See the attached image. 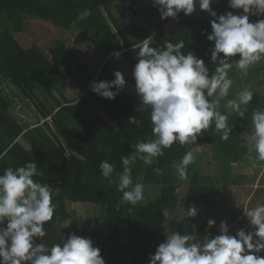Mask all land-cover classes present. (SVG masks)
<instances>
[{"label":"trees","instance_id":"trees-1","mask_svg":"<svg viewBox=\"0 0 264 264\" xmlns=\"http://www.w3.org/2000/svg\"><path fill=\"white\" fill-rule=\"evenodd\" d=\"M109 1L120 3L118 17ZM195 7L189 16L181 12L172 18L177 34L171 39L173 30L166 27L170 21L161 19L153 0H0V82H7L21 95L32 112L29 118L33 119L19 121L11 114L13 100L0 91V153L5 154L0 160V173L5 168L15 169L34 161L43 173L34 179L56 189L53 219L45 225L47 235L42 241L37 239V243L51 247L60 243L62 237L67 239L61 225L69 222L67 234L93 240L105 264H149L150 255L164 242L172 222L170 216L162 212L177 214L181 194L185 198L184 205L195 206L199 218L205 215L200 218L203 236L218 235L221 221L230 228L239 217L241 208L226 218L221 213L226 207L216 210L214 198L225 196L228 190L226 182L218 184L216 178L231 173L233 163L251 167L246 159L247 148L241 144V133L249 129L253 109L264 108V79L261 78L264 62L250 68L248 77L243 80L235 69L230 73L234 83L229 98L242 86H248L254 74L260 76L257 81L260 91L253 89L254 96L244 118L235 113L229 116L233 127L229 139L222 140L214 125L197 139V145L212 147L214 151L213 159L218 165L209 166L212 172L203 170L206 166L197 145L174 143L152 166L136 161L132 168L133 182L142 183L145 192L143 201L131 206L119 204L122 194L116 190L115 183L109 184L103 179L99 169L100 162L108 160L116 164V172L122 171L120 157L133 154L132 146L151 135V123L149 111L137 99L136 92L130 94L123 88L114 99L108 100L94 94L91 83L110 82L115 78L109 60L114 53L123 52L129 66L134 68L138 60L133 55L138 50H134L133 45L150 36L153 47L183 39L185 49L182 51H191L204 60L211 74L215 68L210 60L214 43L208 41L207 36L211 34L210 21L214 18L198 5ZM210 8L217 16L241 12L229 8L228 0H215ZM141 15L152 24L154 35L134 21ZM25 18L40 19L67 32L75 31L99 56V61L89 68L61 41L47 54L37 45L23 48L13 33L24 32ZM258 19L264 17H249L253 23ZM71 84L81 88L84 95L69 99L65 92ZM130 117L140 120V126L128 123ZM189 147L196 149V160L188 166V182H181L173 175L172 164L178 162ZM258 166H264V162ZM153 168L162 169L163 174L157 176ZM259 184H264V170ZM183 186L185 191H181ZM261 191L258 188L256 193ZM69 204L91 205L92 210L82 219L68 209ZM209 219L215 221L211 229L207 227ZM173 232L193 233L192 226L183 221ZM257 255L264 257V251Z\"/></svg>","mask_w":264,"mask_h":264},{"label":"clouds","instance_id":"clouds-1","mask_svg":"<svg viewBox=\"0 0 264 264\" xmlns=\"http://www.w3.org/2000/svg\"><path fill=\"white\" fill-rule=\"evenodd\" d=\"M215 0H153L161 19L176 18L181 12L189 16L196 10L207 12L211 34L207 40L214 43L210 74L204 60L185 49V41L165 42L153 47L150 36L133 45L138 62L133 68L135 92L149 111L151 135L136 142L134 153L121 156L122 171L116 164L103 160L99 169L103 179L116 184L121 193L120 205L136 206L144 199V185L133 182L132 168L137 160L146 166L158 163L164 150L174 143L181 146L197 145V139L214 125L220 138L227 141L233 132L229 116L235 113L244 118L247 105L253 99V90L244 85L229 98L235 69L241 79H246L249 69L264 62V19L250 22V16L264 17V0H228V7L241 10L239 15L227 12L217 16L210 8ZM119 57L120 53H114ZM110 82H93L91 91L101 98L112 100L125 87L120 71ZM264 79V74L261 75ZM115 89V91H113ZM223 102V105H222ZM223 107V111H221ZM128 123L140 126L141 121L130 117ZM250 131L242 132L247 153L246 159L255 168L264 162V108L251 113ZM0 153V160L4 158ZM196 149L189 147L183 157L172 164L178 181L188 182V166L195 163ZM157 176L160 168H153ZM34 161L15 169L8 167L0 173V264H105L100 250L90 239L71 233L67 239L51 247L41 241L47 235L45 225L53 219L56 189L34 177H40ZM131 211V208L129 209ZM244 211L253 230H238L229 234L225 221L219 225L218 235L199 237L195 232L180 234L168 231L164 242L150 255L149 264H264V203ZM198 209L189 206L184 217H196ZM162 215L168 216L167 210ZM214 220H208L211 229Z\"/></svg>","mask_w":264,"mask_h":264},{"label":"rangeland","instance_id":"rangeland-1","mask_svg":"<svg viewBox=\"0 0 264 264\" xmlns=\"http://www.w3.org/2000/svg\"><path fill=\"white\" fill-rule=\"evenodd\" d=\"M108 3L112 7L114 15L118 17L117 10H121L119 9L120 3L117 1H109ZM168 19L170 23L166 27L169 30H173V33L170 35V38L173 39V37L177 34V30H174L173 19ZM134 21L139 25L145 27L151 35L155 34V29L144 15L134 18ZM23 23L25 28L24 32L13 33L15 39L23 48L27 49L33 45H37L41 48L44 53L47 54L51 48L56 46L58 42L61 41L68 45L71 50L75 53V55L80 58L83 62H85L89 68L93 67L94 62L99 61V56L93 53L92 49L85 44L84 40L80 38V36L77 35L75 31L67 32L63 29L54 27L46 21L35 18H25ZM122 53L123 52H120L119 57L111 55L109 60L111 61V67L113 68L114 73L116 71H120L123 74V77L126 82L124 89L131 94L135 92V81L132 75L133 68L129 66L128 60L125 59ZM133 57L137 60L136 54H134ZM256 67L257 65L253 68ZM250 79L251 82L248 84V86L252 90L256 89L260 91V86L257 84V81L260 79V76L254 74L250 76ZM0 91H2L4 94H8L9 97H11V99L13 100V106L10 108L11 114H13L19 121L30 122L33 120L32 118H29V116L32 115V112L29 108L26 107V102L21 99V95L17 94V92L14 91L11 85L7 84V82L1 81ZM65 94L69 97V99H74L76 98L75 96L77 94L83 96L84 92L81 90V88L75 86L74 84H71L69 89L66 90ZM136 97L139 100L138 96ZM247 131H250V129H248ZM241 144L246 146L242 136ZM196 148L197 151H199V153L201 152L203 155L201 157V161L206 166L203 170L207 171L208 173L212 172L213 170L212 168H210L212 164L218 165L217 162L213 159L214 151L212 147L204 148L202 144H199L196 146ZM245 166L246 165L243 166L233 163L230 166L231 173L224 176V178H216V182L218 181V184H225L226 182V185H228V190L225 196H218L215 197L213 200L215 205L217 206L216 210L222 211L221 209L223 207H226V209L221 212L222 217L226 218L229 217V215H231L235 209H242V212L241 214H239L237 221H235L232 227L229 229V234L231 235H235V233L241 229H244L245 231L253 230L252 227L249 225L247 217L244 215L243 210L255 207L258 203H264V193L258 197L254 196L252 193L255 189L254 184L259 178L261 172L263 171L264 166H257L255 168H249ZM251 176L256 177L255 182L250 179ZM185 190L186 187L183 186L181 191ZM179 197V204H181V206L178 207L177 214L169 215L172 222L168 225V231H174L177 227V224L180 221H183L184 224H190L192 226V232H195L199 237H202V219L200 218L204 217L205 215L201 214L200 218L197 215L194 218H183L184 211H187L188 207L193 205H184V196L181 194ZM68 206V209L74 210L77 213L76 215H78L82 219H85L88 215H90V212L92 210L91 205L86 206L82 204H69ZM210 212H212V210ZM61 229L64 231L65 236L67 238V236L69 235L67 234L69 229V222H64L61 225ZM91 241L93 242V240Z\"/></svg>","mask_w":264,"mask_h":264},{"label":"crops","instance_id":"crops-1","mask_svg":"<svg viewBox=\"0 0 264 264\" xmlns=\"http://www.w3.org/2000/svg\"><path fill=\"white\" fill-rule=\"evenodd\" d=\"M246 167V166H245ZM249 168H251V167H249ZM264 170V169H263ZM262 174H263V171L261 172V174H260V176H259V178L256 180V177L254 178V180L252 179V178H250L253 182H255V180H256V183L254 184V186H255V189H254V191L252 192L253 193V195L254 196H256V197H258V196H260V195H262L263 193H264V184L263 185H260L259 184V182H260V177L262 176ZM251 177H254V176H251ZM262 189V191H261V193H256V191H257V189ZM251 196H252V194H251ZM263 203V202H262ZM238 219V218H237ZM237 219L235 220V221H237ZM234 221V222H235ZM233 222V223H234ZM233 225V224H232ZM232 225L230 226V228L232 227ZM229 228V229H230Z\"/></svg>","mask_w":264,"mask_h":264}]
</instances>
